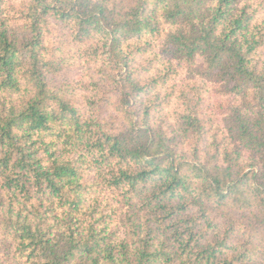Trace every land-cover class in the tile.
<instances>
[{"label": "trees", "instance_id": "trees-1", "mask_svg": "<svg viewBox=\"0 0 264 264\" xmlns=\"http://www.w3.org/2000/svg\"><path fill=\"white\" fill-rule=\"evenodd\" d=\"M0 264H264V0H0Z\"/></svg>", "mask_w": 264, "mask_h": 264}, {"label": "rangeland", "instance_id": "rangeland-1", "mask_svg": "<svg viewBox=\"0 0 264 264\" xmlns=\"http://www.w3.org/2000/svg\"><path fill=\"white\" fill-rule=\"evenodd\" d=\"M259 1H261V0H257V3H258Z\"/></svg>", "mask_w": 264, "mask_h": 264}]
</instances>
